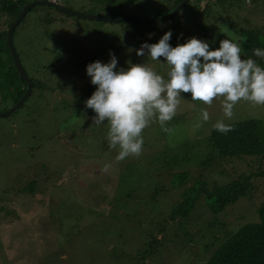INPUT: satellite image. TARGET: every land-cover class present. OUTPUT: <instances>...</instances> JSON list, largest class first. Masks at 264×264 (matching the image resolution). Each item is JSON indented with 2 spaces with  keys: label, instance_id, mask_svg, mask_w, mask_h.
Wrapping results in <instances>:
<instances>
[{
  "label": "rangeland",
  "instance_id": "374dc122",
  "mask_svg": "<svg viewBox=\"0 0 264 264\" xmlns=\"http://www.w3.org/2000/svg\"><path fill=\"white\" fill-rule=\"evenodd\" d=\"M54 1L79 9L78 0ZM211 1L196 0L200 7L209 5L213 11L202 20L209 26L203 41L210 49H217L223 39H236L240 18L264 33V0H243L230 8L224 4L225 10ZM140 3L141 8L130 9V14L150 15L148 0ZM40 10L28 11L12 35L24 71L39 78L41 85L31 88L21 105L0 116V264H200L213 248L202 244L211 236H221L220 224L234 230L256 220L254 208L264 201L263 176L253 179L249 197L227 205L212 219L200 200L182 222L177 217L167 219V212L197 171L209 182L222 183L257 169L249 156L201 170L197 162L204 154L202 138L218 120L257 118L264 135V106L241 101L234 117L227 120L222 98L208 106L182 93L177 114L167 123L174 131L166 133L158 122L152 123L143 132L142 154L117 162L119 150L109 148L106 121L99 127L93 125L94 114L87 113L82 97L84 84L91 80L86 72L89 64L79 66L74 61L85 57H90V63L106 64L111 52L118 61L116 71L145 63L166 76L163 58L152 61L147 50L144 56L136 55V50L144 43H157L165 34L159 33L164 25L165 32H172V47L196 38L190 27L192 12H183L171 21H154L153 29L137 21L89 20L99 32L84 38L74 29L68 31L66 24L38 22L37 14H44ZM50 13L62 16L60 11ZM212 15L219 19L215 24ZM2 19L0 16V27ZM54 54L57 60L52 59ZM3 95L0 93V112L15 103L11 96ZM201 109L209 112V121L202 122ZM173 152L175 159L169 157ZM261 162L259 168L264 170V156ZM106 164L111 167L104 171ZM167 171L185 172L186 179L181 186L168 185ZM28 178L37 181L35 191L19 193ZM158 185L165 190L152 193V187ZM4 209L12 212L4 214ZM178 221L182 224L177 225ZM205 223L212 225L209 230ZM149 234L153 236L149 238ZM152 238L157 240L152 252L136 262L135 253L147 249L144 243Z\"/></svg>",
  "mask_w": 264,
  "mask_h": 264
},
{
  "label": "trees",
  "instance_id": "16d2710c",
  "mask_svg": "<svg viewBox=\"0 0 264 264\" xmlns=\"http://www.w3.org/2000/svg\"><path fill=\"white\" fill-rule=\"evenodd\" d=\"M28 1L31 0H0V16L3 18L1 21L2 27H0V93L2 96H4V92L5 95L11 96L13 102H15L24 91L25 83L19 79L17 72L14 70L12 65L5 43V29L7 25L13 20L20 7ZM140 1L141 0H78V7L80 11L91 14L127 17L132 16L129 12L130 9L136 7L141 8ZM179 1L180 0H148L150 7H152L150 15L158 16L165 14L171 11ZM242 1L243 0H212L211 5H215L225 10L226 6L224 7V4L227 5V8H230L239 5V3ZM40 9H42L44 14L42 17L37 14L36 18L38 22L41 21L42 23L46 24L59 22L66 24V26H69L68 31L75 30L77 31L76 34L80 37L99 32L97 27L94 26V24H89L88 21L101 22V20L75 17L74 15L57 10L50 5L32 4L26 9L18 22L13 26L11 31V45L14 30L18 23L23 19L24 15L30 10L37 12L38 10L41 11ZM51 10L60 11L62 16L53 15L50 13ZM183 12H192L193 14L194 19L190 23V27L196 38L201 40L207 39L209 26L202 20H205L211 13L213 14L211 7L209 5L200 7L196 0H186L185 3L175 11L174 14L163 20L171 21L173 20L174 16L179 17ZM218 20L219 19H217V17L212 15L213 24L217 23ZM239 20L236 39L239 37L246 38V43L242 44L243 59L252 58L259 66L264 68V58L255 57L253 55V49H264L263 31L260 27L254 26L252 24L250 25L246 18H240ZM129 22L136 21H126L125 23ZM137 22L136 24L144 25L149 29H153V27L150 25L154 21L140 23ZM164 27L165 25L159 30V33L162 35L166 33V27L165 29ZM212 32L213 30L211 33ZM95 43L96 41L94 40L93 44ZM14 53L21 68L23 69L18 53L15 50ZM52 59L57 60V54H54ZM80 60L74 61L75 64H79V66L87 65L90 64L91 59L90 57H85ZM105 62L106 61H104V63ZM24 73L30 80V90L38 84L41 85V80L39 78L33 79L27 75L25 71ZM96 87L97 86L91 84V80L84 84L82 96L84 102H86V100L91 97V95L96 90ZM87 113L94 114V116L96 115L95 112L89 108H87ZM226 123H230L234 130L228 132L227 134H222L216 131L213 126H211L203 136L201 143L204 154L197 162V164L200 166L199 170H201V168L212 167V165L221 164L223 161L234 157L240 158L242 156L252 157L254 163L258 165L257 169L247 173H240L236 177L222 183H217L215 181L209 182L204 178V176L201 175V171H197L195 175H191L192 177L190 176V184L182 187L181 191L179 192V200L172 203L168 208L167 219L173 220L175 217H177L181 222L185 219L187 220L189 212L193 208L194 204L199 200L202 202L204 209L209 213V216L212 219L215 214L223 211L227 205L236 202L239 198L249 197V191L254 187L252 184L253 179L260 176L264 177V170L259 168L262 164L261 159L264 156V135L260 128L261 120L247 117L241 120L230 121ZM175 155L176 154L173 152L169 157L175 159ZM167 173H169L167 182L168 185L171 186H181V184H183L184 180L186 179L185 172L167 171ZM36 182L37 181L34 178H28L27 181H25V183L17 191L19 193L31 194L37 187ZM163 190H165V186L163 187L158 185V187H152L150 191L152 193H157V191ZM2 209L3 207L0 206V210ZM254 210L256 213V220L246 221L240 224L234 230H226L223 224H220L222 225V233L220 234L221 236H211L209 237V241L203 242V248H208L210 245H213V248L206 255V257L202 259L200 264H264V201H261L259 205L254 208ZM3 212L6 214L9 212L11 213L12 211L4 209ZM180 221L177 222V225L178 223L182 224ZM210 226H212L210 223H205L204 228H208L209 230ZM215 228L217 227L215 226ZM217 230H219V228H217ZM152 236V234H149V238ZM150 241L151 242L146 241L144 243L148 246L147 249H143L142 251L138 250L135 253L137 256V258L135 257L136 262L138 258V260L143 259L148 253L152 252L151 248L154 246V242H157V240L152 238Z\"/></svg>",
  "mask_w": 264,
  "mask_h": 264
},
{
  "label": "clouds",
  "instance_id": "9594fccd",
  "mask_svg": "<svg viewBox=\"0 0 264 264\" xmlns=\"http://www.w3.org/2000/svg\"><path fill=\"white\" fill-rule=\"evenodd\" d=\"M171 36L169 30L157 43H144L136 50L138 56H144L147 50L152 61L161 62L163 58L168 68L166 76L145 63L116 71L118 61L111 52L107 64L96 61L86 67L91 84L97 87L85 105L96 114L93 125L99 127L106 121L109 148L119 150L117 162L142 154L143 132L152 123L158 122L166 133L174 131L167 123L177 114L182 93L208 106L222 98L227 120L234 117L235 106L241 101L264 106V68L252 58L242 59L246 38L223 39L212 50L208 42L195 37L172 47ZM253 55L264 58V49H253ZM201 118L202 122L209 121L206 109H201ZM213 128L222 134L234 130L224 119ZM110 167L106 164L104 171Z\"/></svg>",
  "mask_w": 264,
  "mask_h": 264
},
{
  "label": "water",
  "instance_id": "95a60500",
  "mask_svg": "<svg viewBox=\"0 0 264 264\" xmlns=\"http://www.w3.org/2000/svg\"><path fill=\"white\" fill-rule=\"evenodd\" d=\"M186 0H180L173 8L171 11L158 15V16H127V17H115V16H105V15H100V14H89V13H83L79 10L71 9L66 5L60 4L54 0H35V1H28L24 3L20 9L17 11L15 14L13 20L7 25L5 29V43L6 47L8 49V53L12 62V65L14 67V70L17 72V75L20 80H22L25 83V89L22 92V94L18 97V99L15 101V103L6 111L0 112V116L6 115L10 113L12 110H14L16 107H18L21 102L25 99V97L28 95L30 91V80L24 73L23 69L21 68L16 55L14 53V50L11 45V31L13 26L18 22V20L21 18V16L24 14L26 9L32 5V4H44V5H50L57 10L63 11L65 13L74 15V16H79L82 18L86 19H93V20H101L104 22H126V21H141V22H146V21H160L163 19H166L167 17L171 16L172 14L175 13V11L182 6L185 3Z\"/></svg>",
  "mask_w": 264,
  "mask_h": 264
}]
</instances>
